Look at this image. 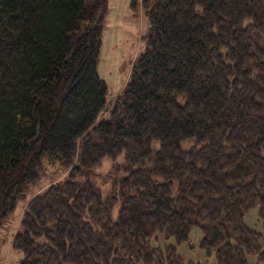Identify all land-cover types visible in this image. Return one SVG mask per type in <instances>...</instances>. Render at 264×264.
Returning <instances> with one entry per match:
<instances>
[{
	"label": "trees",
	"instance_id": "16d2710c",
	"mask_svg": "<svg viewBox=\"0 0 264 264\" xmlns=\"http://www.w3.org/2000/svg\"><path fill=\"white\" fill-rule=\"evenodd\" d=\"M140 7L146 46L110 103L109 0H0V227L47 158L69 172L27 202L18 264H194L159 243L193 227L221 264H264L244 222L264 204V0Z\"/></svg>",
	"mask_w": 264,
	"mask_h": 264
},
{
	"label": "rangeland",
	"instance_id": "374dc122",
	"mask_svg": "<svg viewBox=\"0 0 264 264\" xmlns=\"http://www.w3.org/2000/svg\"><path fill=\"white\" fill-rule=\"evenodd\" d=\"M130 2L131 0H109V11L106 15L98 72L108 84L107 99L110 103L127 83L133 61L146 46L145 40L142 39L148 28L146 16L141 7L133 11L130 8ZM106 116V111L100 115V117ZM116 162H125L124 156H119ZM113 164L114 161L106 157L94 168L92 178L104 192L109 189V180L107 181L106 175L111 173ZM68 172L69 170L58 162L44 159L41 178L24 190L23 195L18 198L13 213L0 227V264H18L23 257V252L13 246L12 239L14 233L21 230L20 221L29 199L45 190L50 184L65 178ZM244 222L248 227L264 235V204L256 205L247 211ZM202 238L201 229L193 227L186 241L178 242L175 237L161 236L159 243L176 246L178 254L184 258L185 262L221 264L214 254L208 256L200 247ZM249 259L255 261L256 257L249 256Z\"/></svg>",
	"mask_w": 264,
	"mask_h": 264
}]
</instances>
